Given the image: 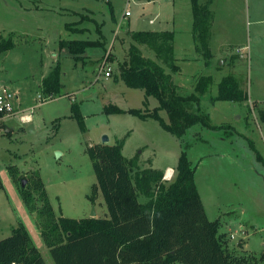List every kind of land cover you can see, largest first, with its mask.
<instances>
[{
  "label": "rangeland",
  "instance_id": "rangeland-1",
  "mask_svg": "<svg viewBox=\"0 0 264 264\" xmlns=\"http://www.w3.org/2000/svg\"><path fill=\"white\" fill-rule=\"evenodd\" d=\"M108 1L0 0V35L12 32L15 41L12 49L0 53V89L8 87L18 96L12 99L10 114L0 118V240L22 224L45 263L55 264L36 214L29 212L19 191L27 177L15 181L11 165L21 174L39 171L57 216L81 218L94 211V216L106 217L101 192L95 193L93 202L89 198L96 177L86 147L107 136L108 144L123 139V155L137 157L140 169L158 168L164 175L175 169L186 149L196 167L194 179L208 218L220 219V232L226 234L230 248L258 257L264 250V121L259 119L264 108V0L215 2L221 32L211 42L215 58L210 65L195 51L192 29L187 28L192 19L190 0H155L146 5L139 0ZM156 4L163 7L156 25L162 19L169 21L166 28L176 33L175 52L186 57L176 61L178 72L160 63L183 95L194 91L201 75L212 76L201 109L212 124L223 127L196 124L178 137L151 115L142 118L129 112L141 109L152 114L159 105L155 96L128 87L118 77L119 61L135 44L132 32L149 30L151 14L160 13ZM68 23L81 30L68 29ZM60 39L102 42L89 45L84 54L88 58L75 61L67 48L59 49ZM226 42L230 44L223 46ZM236 45L242 46L241 52L235 51ZM139 48L144 56H154L146 45ZM57 61L61 96L44 101L39 85ZM103 61L106 66L98 72ZM107 69L109 76L104 75ZM227 75L236 78L248 100L212 101ZM72 102L77 103L81 123L71 115ZM111 104L125 112H106ZM26 114L32 120L22 124L21 115ZM158 114L169 120L165 110ZM6 128L12 131L8 134Z\"/></svg>",
  "mask_w": 264,
  "mask_h": 264
},
{
  "label": "trees",
  "instance_id": "trees-1",
  "mask_svg": "<svg viewBox=\"0 0 264 264\" xmlns=\"http://www.w3.org/2000/svg\"><path fill=\"white\" fill-rule=\"evenodd\" d=\"M191 6L194 49L210 65L213 13L209 0H191ZM72 25L68 23L66 27L81 30ZM131 36L135 44L130 45L127 57L119 62L118 77L128 87L140 88L147 95L155 96L159 105L152 114L141 109L129 112L142 118L151 115L178 137L196 124L208 129L224 126L212 124L201 109V97L213 82L211 75H201L196 79L194 91L183 95L173 83L171 73L161 64L171 72L180 70L174 54V31L137 30ZM101 42L60 39L58 47L67 48L74 60L79 61L84 59L89 45ZM139 44L148 45L159 61L144 56ZM14 46L12 32L6 37L0 35V53ZM59 65L57 61L41 80L39 88L44 101L61 96ZM248 98L232 75L219 81L217 94L211 97L212 101H246ZM71 109V115L81 123L76 102H72ZM159 110L167 112L168 121L159 116ZM105 111L125 112L113 104ZM4 115L0 110V118ZM259 119L264 121V108L259 110ZM123 145L124 140L117 139L113 144L86 147L96 177L89 198L93 202L95 193L101 192L106 217L57 216L39 171L21 174L16 166H9L15 181L27 177V184L19 191L29 212L36 214V224L55 264H264V250L258 257L236 252L230 248L226 234L220 232V219L208 218L194 179L196 167L186 149L178 158L174 182H167L162 169H140L137 157L124 156ZM140 196L145 200L141 201ZM237 245L243 247L242 241ZM0 264L46 263L26 228L20 224L0 240Z\"/></svg>",
  "mask_w": 264,
  "mask_h": 264
},
{
  "label": "crops",
  "instance_id": "crops-1",
  "mask_svg": "<svg viewBox=\"0 0 264 264\" xmlns=\"http://www.w3.org/2000/svg\"><path fill=\"white\" fill-rule=\"evenodd\" d=\"M142 4L143 3H145V5L146 4H149V3H153V2H155V0H150V1H148V0H139ZM200 1H205V0H200ZM219 2L220 0H209V7H210V9H211V11H212V13H213V19H212V25H211V34H210V40H209V45H210V49H211V51H212V54H213V58H215V54L213 53L214 51H213V47H212V44H211V42L214 40V38L217 36V35H219V33L221 32V29L219 28L218 29V23H219V21L216 19V15H215V8H214V4H215V2ZM222 1H229V0H222ZM190 3H191V0H190ZM159 4H161V3H159ZM159 4H156V7L158 8V10H159V12L160 13H152L151 15H152V17H150L148 20V22H149V24H150V27L148 26L147 28H149V30H157V31H161V30H168V28H166L167 27V25L169 24V21L167 22V20L165 21V19H162V21H159L157 24L158 25H156V22H157V20L161 17V15H163V13L161 12L162 10H163V7L161 6V5H159ZM188 7V9H186V10H189V5L187 6ZM192 8V7H191ZM192 23H193V14H192V19H191V24L189 25L188 24V29H192ZM146 27H145V29H147ZM140 30H143V29H140ZM224 30V29H223ZM170 31V30H169ZM175 37H176V33H175V31H174V40H175ZM194 42V41H193ZM175 43V42H174ZM227 44H230L229 42H226V43H224L223 44V46H227ZM144 45H146V44H144ZM143 45V46H144ZM138 46H141L140 44L138 45ZM148 48H149V46L148 45H146ZM241 47L242 46H238V45H236V47H235V51L236 52H241ZM152 52H153V50L151 49V48H149ZM141 50V49H140ZM176 51V49H175V44H174V54H175V57H176V59L178 60V59H185L186 57H184V56H181V57H178L177 56V53L175 52ZM154 53V52H153ZM85 57H87L88 58V55L86 54L85 55ZM146 57H151L150 55H146ZM151 58H153V59H155L156 61H159L156 57H155V55L154 56H152ZM213 58H212V60H213ZM224 58L225 57H222L221 59V62L224 60ZM194 59H196L195 57H194ZM219 58H217V60H218ZM176 60V61H177ZM186 60V59H185ZM211 60V61H212ZM122 61V60H121ZM121 61H119V62H121ZM180 67V66H179ZM41 84V83H40ZM40 86V85H39ZM204 205V204H203Z\"/></svg>",
  "mask_w": 264,
  "mask_h": 264
},
{
  "label": "built area",
  "instance_id": "built-area-1",
  "mask_svg": "<svg viewBox=\"0 0 264 264\" xmlns=\"http://www.w3.org/2000/svg\"><path fill=\"white\" fill-rule=\"evenodd\" d=\"M126 14H129V11L126 12ZM106 66V63L103 61L99 67H98V72H101V70ZM105 76L110 75V70L107 69L104 71ZM15 98L17 99V93L10 91L8 87H1L0 89V110L5 112L6 114H10V112L13 110L12 107V99ZM24 115H21V117Z\"/></svg>",
  "mask_w": 264,
  "mask_h": 264
},
{
  "label": "clouds",
  "instance_id": "clouds-1",
  "mask_svg": "<svg viewBox=\"0 0 264 264\" xmlns=\"http://www.w3.org/2000/svg\"><path fill=\"white\" fill-rule=\"evenodd\" d=\"M32 120V116L31 115H24L21 117V123H30ZM176 175L175 169H167L165 172V175L163 177L164 180L169 181V182H174L173 178Z\"/></svg>",
  "mask_w": 264,
  "mask_h": 264
},
{
  "label": "water",
  "instance_id": "water-1",
  "mask_svg": "<svg viewBox=\"0 0 264 264\" xmlns=\"http://www.w3.org/2000/svg\"><path fill=\"white\" fill-rule=\"evenodd\" d=\"M10 131H12V128H6V132H10ZM107 141H108V137L104 136L101 143H107ZM25 183H26L25 180H21V187H24ZM94 215H95V212L92 211L90 216L93 217ZM263 248H264V246H263Z\"/></svg>",
  "mask_w": 264,
  "mask_h": 264
}]
</instances>
